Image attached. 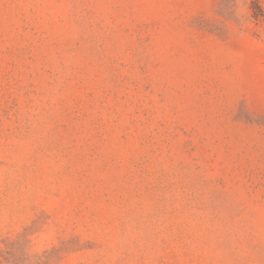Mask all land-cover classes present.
<instances>
[{
    "label": "rangeland",
    "instance_id": "1",
    "mask_svg": "<svg viewBox=\"0 0 264 264\" xmlns=\"http://www.w3.org/2000/svg\"><path fill=\"white\" fill-rule=\"evenodd\" d=\"M0 264H264V0H0Z\"/></svg>",
    "mask_w": 264,
    "mask_h": 264
},
{
    "label": "trees",
    "instance_id": "2",
    "mask_svg": "<svg viewBox=\"0 0 264 264\" xmlns=\"http://www.w3.org/2000/svg\"><path fill=\"white\" fill-rule=\"evenodd\" d=\"M261 1L262 0H252L253 8L261 9Z\"/></svg>",
    "mask_w": 264,
    "mask_h": 264
}]
</instances>
